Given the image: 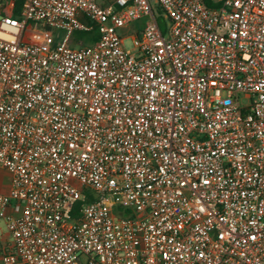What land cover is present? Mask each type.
<instances>
[{
    "label": "built area",
    "instance_id": "obj_1",
    "mask_svg": "<svg viewBox=\"0 0 264 264\" xmlns=\"http://www.w3.org/2000/svg\"><path fill=\"white\" fill-rule=\"evenodd\" d=\"M156 3L0 0V264H264V0Z\"/></svg>",
    "mask_w": 264,
    "mask_h": 264
},
{
    "label": "rangeland",
    "instance_id": "obj_2",
    "mask_svg": "<svg viewBox=\"0 0 264 264\" xmlns=\"http://www.w3.org/2000/svg\"><path fill=\"white\" fill-rule=\"evenodd\" d=\"M150 3L156 13L160 11L159 5L156 3V0H150ZM2 15V11L0 9V16ZM147 19H140L134 23H132L129 28H122L118 30V33L121 37L125 38L126 46L128 48L133 47V40L132 38L134 35H136L139 31H141L145 24H146ZM37 32L36 34L39 36H42L41 42L47 46V48L54 47L56 45H59L62 41L63 38L66 36V32L62 30H56L52 29L51 31H46L44 33V29L42 25L39 24H33V23H28L27 25V30L25 32V38L30 39V35L32 36L33 33ZM44 33V34H43ZM78 35L75 33L71 37V41L76 39ZM243 103H247V100L244 99ZM7 233L5 235V238H7Z\"/></svg>",
    "mask_w": 264,
    "mask_h": 264
},
{
    "label": "trees",
    "instance_id": "obj_3",
    "mask_svg": "<svg viewBox=\"0 0 264 264\" xmlns=\"http://www.w3.org/2000/svg\"><path fill=\"white\" fill-rule=\"evenodd\" d=\"M15 15L16 17H19L18 11L15 13ZM76 34L78 37L73 40V43L83 41L85 44L90 45L98 39V33L96 30H93L92 32H76ZM86 200H88V197H86Z\"/></svg>",
    "mask_w": 264,
    "mask_h": 264
},
{
    "label": "crops",
    "instance_id": "obj_4",
    "mask_svg": "<svg viewBox=\"0 0 264 264\" xmlns=\"http://www.w3.org/2000/svg\"><path fill=\"white\" fill-rule=\"evenodd\" d=\"M11 188V174L0 167V194H6Z\"/></svg>",
    "mask_w": 264,
    "mask_h": 264
}]
</instances>
